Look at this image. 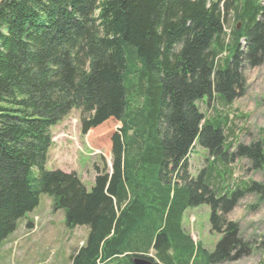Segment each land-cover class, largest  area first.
I'll return each instance as SVG.
<instances>
[{
    "label": "trees",
    "instance_id": "1",
    "mask_svg": "<svg viewBox=\"0 0 264 264\" xmlns=\"http://www.w3.org/2000/svg\"><path fill=\"white\" fill-rule=\"evenodd\" d=\"M262 64L264 0H0V247L48 195L68 229L89 227L71 264L227 261L236 226L210 253L185 232L184 213L209 206L221 232L242 195L264 196V185L213 189L214 166L232 143L197 103H232L243 69ZM73 110L84 135L121 124L111 172L96 168L91 191L74 172L46 170L50 130ZM196 144L213 161L190 178ZM241 157L264 166V140L240 145L231 160Z\"/></svg>",
    "mask_w": 264,
    "mask_h": 264
},
{
    "label": "rangeland",
    "instance_id": "2",
    "mask_svg": "<svg viewBox=\"0 0 264 264\" xmlns=\"http://www.w3.org/2000/svg\"><path fill=\"white\" fill-rule=\"evenodd\" d=\"M228 17L227 31L235 26ZM227 44V43H226ZM226 53L221 55L222 63ZM244 86L235 91L230 103L217 96L204 98L197 103L207 120L222 121L227 143H232L225 161L215 164L212 186L215 190L245 191L248 185H264V166L256 169L254 159L241 157L231 160L238 147H250L264 140V64L244 68ZM81 111L73 110L58 125L51 128L52 147L48 153L47 171L60 170L76 173L88 191L95 184L99 172L112 169L111 137L121 124L110 120L88 134L82 133ZM213 161L207 150L198 144L188 158L190 178H197ZM211 208L207 205L189 207L184 213L183 227L194 244L200 243L213 253L225 238L228 224L236 226V233L224 243L229 259L218 264H264V196L246 192L238 205L225 216L221 232L212 230ZM29 224L31 226H29ZM89 227L70 230L65 224V212H53V199L42 195L39 206L18 222L17 230L6 243V251L0 249V264H71V256L83 246L89 235ZM229 242V243H228ZM229 249V250H228ZM149 257L155 262L152 251Z\"/></svg>",
    "mask_w": 264,
    "mask_h": 264
},
{
    "label": "water",
    "instance_id": "3",
    "mask_svg": "<svg viewBox=\"0 0 264 264\" xmlns=\"http://www.w3.org/2000/svg\"><path fill=\"white\" fill-rule=\"evenodd\" d=\"M133 264H155L147 257H136L133 259Z\"/></svg>",
    "mask_w": 264,
    "mask_h": 264
},
{
    "label": "crops",
    "instance_id": "4",
    "mask_svg": "<svg viewBox=\"0 0 264 264\" xmlns=\"http://www.w3.org/2000/svg\"><path fill=\"white\" fill-rule=\"evenodd\" d=\"M13 236V235H12ZM10 238V237H9ZM7 239L6 241H4V243L1 245L0 249H2L4 252H7L6 251V243L10 240V239Z\"/></svg>",
    "mask_w": 264,
    "mask_h": 264
}]
</instances>
